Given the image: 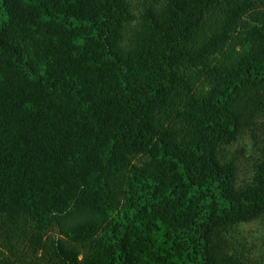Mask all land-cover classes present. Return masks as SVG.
I'll use <instances>...</instances> for the list:
<instances>
[{"label":"trees","instance_id":"obj_1","mask_svg":"<svg viewBox=\"0 0 264 264\" xmlns=\"http://www.w3.org/2000/svg\"><path fill=\"white\" fill-rule=\"evenodd\" d=\"M262 220L264 0H0V264H251Z\"/></svg>","mask_w":264,"mask_h":264},{"label":"rangeland","instance_id":"obj_2","mask_svg":"<svg viewBox=\"0 0 264 264\" xmlns=\"http://www.w3.org/2000/svg\"><path fill=\"white\" fill-rule=\"evenodd\" d=\"M137 5L138 0H129ZM227 158L234 155L239 167V179L250 178L252 162L259 156V149L249 133L243 134L237 142L225 149ZM53 233H48L47 237ZM235 241L249 253L251 264H264V220L239 226L234 233Z\"/></svg>","mask_w":264,"mask_h":264}]
</instances>
